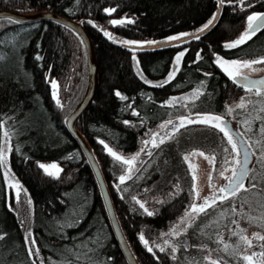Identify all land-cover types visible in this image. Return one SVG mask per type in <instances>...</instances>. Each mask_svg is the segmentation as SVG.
I'll use <instances>...</instances> for the list:
<instances>
[{"label":"trees","instance_id":"16d2710c","mask_svg":"<svg viewBox=\"0 0 264 264\" xmlns=\"http://www.w3.org/2000/svg\"><path fill=\"white\" fill-rule=\"evenodd\" d=\"M248 3L252 7H247ZM216 7L215 0H0V9L23 14L54 12L81 22L88 32L98 63V87L75 127L87 139L98 161L122 233L138 264H176L169 246L161 252L156 245L163 232L190 210L195 199L193 177L182 154L192 148L212 154L216 157L212 173L218 177L224 159L231 155L223 149L230 152L231 146L216 128L189 124L154 148V153L168 151L160 164L145 168L149 163L145 159L147 162L144 160L131 179H126L117 190L113 185L119 183L118 177L126 173L127 166L114 162L100 140L118 155L127 157L141 148L161 121L185 114L186 108L192 113L222 115L226 105L245 97L246 108H235L233 114L237 129L249 137L255 153L244 185L253 189L256 199L260 197L254 206L258 209L264 205V161L259 159L264 149V111L260 110L264 95H256L255 90L246 92L234 84L214 62L213 55L230 60L264 58V29L236 49L223 47L243 32L248 15L264 11V0H245L244 11L238 5L226 3L215 27L198 40L145 51L121 46L125 40L144 42L196 31L207 23ZM105 8L117 11L108 14ZM122 18L133 22L109 23ZM105 31L112 39L104 35ZM185 49L180 64H175L176 55ZM0 57V122L6 120L4 128L14 133L7 139L8 148L12 149L7 152V163L30 199L31 233L36 240L33 255L29 256L31 245L25 243L22 224L27 205L24 200L21 206L15 202L4 165L0 166V264H49V258L59 262L66 257L73 264H88L90 256L102 264H127L112 233L93 171L64 125L66 115L85 88L83 43L72 29L52 19L10 23L1 18ZM173 68L179 69L174 79L162 87L155 86L165 81ZM204 73L211 75L206 77ZM52 80L57 82L61 106L53 99ZM201 81L205 82L203 88ZM198 88L203 95L190 99L186 107H181V102L161 107L169 98ZM117 91L127 99L118 97ZM133 109L138 116L133 115ZM2 132L0 129V143L4 139ZM195 134L199 135L196 139ZM43 161L57 162L63 170L59 178L46 175L38 167ZM133 196L154 215L148 216ZM67 223L74 226L61 227ZM140 234L149 242L147 247H152V252L138 238ZM37 248L39 256L35 255ZM89 249H96L95 255Z\"/></svg>","mask_w":264,"mask_h":264},{"label":"rangeland","instance_id":"374dc122","mask_svg":"<svg viewBox=\"0 0 264 264\" xmlns=\"http://www.w3.org/2000/svg\"><path fill=\"white\" fill-rule=\"evenodd\" d=\"M245 29L246 27L244 28L243 32L245 31ZM240 71L243 75L247 76L260 75L264 72V63H257L252 65V67L250 68H242ZM194 95V90H190L187 93L179 94V96L175 97H183L184 99H182L180 102L187 106L190 99L194 98ZM240 101L241 99L236 102L230 103L228 107L235 110V108H237L236 105L239 104ZM244 103L245 105H247L248 100H245ZM185 112V114H180L178 116L161 121L157 129L152 133H159L160 137H163L164 139L168 138L170 134L175 131V129H173L172 125H168L166 128L162 129L160 125L164 124L168 120H172L174 124L179 125L180 118L182 116H189L190 113L192 115H195V113L189 112L188 108H186ZM234 113L235 111H233L231 114H227L226 111L222 115L224 116V119H228L231 122V125L236 130L238 126L237 121L233 118ZM211 114L220 115L214 112H212ZM238 131L242 134L241 137L245 142H247L249 148L251 149L252 147L250 146V142L248 141L249 137L246 136L245 133L241 132V130ZM152 133L149 135V138L145 139L149 141V144L145 151L141 152V148L144 147V145L142 144L141 148H139L138 151L125 157L131 158L136 153H140L139 159L135 164L136 169H139L141 161L143 162L145 159L149 160V163L145 168H149L150 166L157 163L160 164L161 160L165 158V153L168 152L166 149H163L159 153H154V147L151 144ZM198 137L199 135L195 134L194 138L196 139ZM1 142L4 143V139H2ZM157 142H159V138L157 139ZM6 147H8V144H6ZM148 152H151L152 155H148ZM201 152L203 153V155H199V153ZM254 155L255 153H253V157ZM182 156L184 158L186 166H188L190 170L191 176H195V181H193V183H195L196 185V193H198V195L194 194V198L197 204L202 203L205 197L209 198V203H211L214 196L227 197V199L220 201V203L219 201H217L220 199H216V206L214 208L207 209L206 213H202L200 217H190L186 219L183 224H181L180 219L178 223L174 224L168 230L163 232V234L170 233L174 226L180 225L176 229V231H178L180 235H162L160 240L158 241V245L162 247L169 246L171 249L173 246L177 247V251L173 253V256H175L176 264H211V261H218L220 262V264H247V262L244 261L242 257L244 255H251L252 252L259 253L260 251H262L260 245L264 244V240H259L254 235L259 234L260 236H264V221L263 223H255L253 221L257 218H263L264 220V205L262 204V207L260 206L258 207V209L254 206V203L256 201H260V197L256 199L252 192L253 189H250V186L247 185H244V189H241L238 193H236L235 196L230 195L228 192H220V188L224 187L223 185L228 183L227 178L231 176L232 167H236L237 165L232 163L224 164L223 169L217 174L218 177H216L215 173H212L214 165L213 163H210V160H212L213 158L212 154L201 151L198 148H192V150L183 153ZM7 157L6 163L3 167L7 184L10 185L13 189L15 202H18L19 206H21L20 204H22L24 200L27 205L26 210L24 211V213H22V224L25 234L26 231L31 232L32 230V227L30 226V199L28 197V194H26L25 190L22 188V185L19 184L18 180L10 170L7 163ZM185 157H187V159H185ZM234 159H239V157H236L235 153H231L228 160L232 161ZM259 159L263 162L264 155L261 154L259 156ZM40 163L50 164L53 163V161H43ZM225 168H227L228 170L224 171ZM221 172H223V175H221ZM126 174L127 171L123 175ZM209 176H211V179H209ZM221 213H224L223 217L221 216ZM233 220H235L236 223H233ZM214 221L215 223H213ZM194 222L195 227L191 228V226L189 225H192ZM209 224H211V227H205ZM185 229L187 230L185 231ZM241 236L247 237V239L251 241V247H249L247 243L240 239ZM220 240H222L223 242L220 243ZM165 241H168L167 245H165ZM225 245H228L226 251L224 250ZM254 259L258 260L259 258L257 257Z\"/></svg>","mask_w":264,"mask_h":264},{"label":"snow or ice","instance_id":"6c2138e0","mask_svg":"<svg viewBox=\"0 0 264 264\" xmlns=\"http://www.w3.org/2000/svg\"><path fill=\"white\" fill-rule=\"evenodd\" d=\"M228 5H238L241 11L245 10V0H217V6L218 8H223L225 6V4ZM247 7H252L251 3L247 4ZM105 13L108 14H112L114 12L117 11L116 8H105L104 9ZM218 18V14L214 13L212 18H210L207 23H205L200 29H198L196 31V33L194 34H189V33H180L179 36H169L167 37L168 41H175V40H179L181 37H190L192 39H200V34L205 32L207 29H209L217 20ZM7 20L10 23H16L18 22L15 18L13 17H7ZM133 21L130 19H126V18H122L119 20H110L109 23L112 25H121V24H125V23H132ZM88 23H92V21H88ZM246 29L244 32H242L240 34V36L235 39L234 41H230V42H226L223 44V47L225 49H236L238 48V46L243 45L246 43V41L250 40L253 36L256 35L257 32H259L261 29H264V12H252L250 15H248L246 17ZM74 31V29H73ZM104 35L106 37H108L109 39H112V36L109 32L105 31ZM121 43L124 46H132V45H156L159 44L158 41L155 40H150V41H144V42H138V41H121ZM187 49H185L184 51L179 52L176 57H175V64L179 65L182 58L184 57L185 53H186ZM213 55L216 57L215 58V63L222 69V71L225 73V75H227V77L232 80L234 82V84H236L239 87H242L246 90V92L251 93L253 90H255L256 95L258 96H262L264 95V88H262L261 86L264 85V79L262 80H250L247 76H244L241 73V69L242 68H250L252 67V65L257 64V63H264V58H262L261 60H238V59H225L223 57L218 56L217 54L213 53ZM0 59H2V57H0ZM37 59H39V57H37ZM133 59H135V57H133ZM201 59V54L198 52L197 53V60ZM178 68H173L172 71L169 73L168 78L163 81L161 84L159 85H155V86H160L162 87L163 84L168 83L169 81L173 80L176 72L178 71ZM204 75L210 76L211 73H204ZM145 83H150L149 81L145 80ZM205 85L204 81L200 82V87L203 88ZM51 87L53 89L52 92V96L53 99L56 101L58 106L60 105V101L58 99L57 96V82L55 80L51 81ZM194 99H198L201 95H203V93L200 91V89H196L194 90ZM118 97H120L121 99H127V97H124L121 95V93L119 91H117L115 93ZM182 99H184L183 97H172L169 98L168 101H165L162 103L161 107H168V106H176L177 103H179ZM245 97H241V101L239 104L236 105L237 108H244L246 107L245 103ZM130 107V106H129ZM181 107H186V105L181 104ZM193 107H195V105L193 104ZM261 111H264V106L261 107L260 109ZM226 111L227 114H231L234 109L230 108L226 105ZM133 115H139V113H137L135 111V109H133ZM257 119H259V117H257ZM125 124H129V121H124ZM141 123H143V120L141 121ZM202 124V125H206L209 127H214L216 128L219 132L223 133L224 138H226L227 140V144H229L231 146V151L229 152L228 148H224L223 151L226 154H231V153H235L236 157H241L242 159H234L232 161H229L227 159V157L224 159L223 163L224 164H235V165H239V167H232L231 169V176L228 177V183L220 188V192H228L230 195L235 196L236 193H238L241 189H244V181L245 179L249 176V171L250 169L248 168V164H249V160H250V151H249V146L247 144V142L242 141L241 139H237L238 137H241V133L237 130V131H233L230 127V123L229 121H227L226 119H224L223 115H214L211 113H204L201 114L199 112L195 113V115H192L191 113L189 114V116H182L180 118V123L179 125H176L173 123L172 120H168L166 121L164 124L160 125V127L166 128L168 125H172L173 129H175L176 131H179L180 128H184L189 124ZM6 124V120L3 122H0V129H3L2 132V136L4 137V143H0V166H3L6 163V157H7V152L12 151L11 148L6 147L7 144V139L10 138L12 135H14V133L10 130V129H6L4 128V125ZM262 131H264V129H262ZM147 135V133H146ZM159 138V142H157V139ZM169 139H171V136L168 137ZM100 144H102L106 150V152L112 156L114 158V162H119L124 166H128L127 167V174L126 175H120L118 177V184H114L113 186L117 189L120 190V185L123 184L125 182L126 179H131V177L135 174L136 171H138V169L135 168V164L139 159V155L140 153H136L133 157L131 158H125L122 155H118L116 152L113 151V149L111 147H109L107 144H105V142L103 140L98 141ZM165 143V139L163 137H160L159 133H152V141L151 144L154 148H158L161 144ZM243 143V148L240 147V145ZM149 144L148 140H144L143 141V145L144 147L141 148V152L145 151V149L147 148ZM17 151H19V147L17 146L16 148ZM195 154V153H194ZM261 154L264 155V149H261ZM148 155H152L151 152H148ZM199 155H203V153H199ZM69 159H71L72 157L69 156ZM185 159H187V157H185ZM216 161V157H213L212 160H210V163H215ZM141 163H143L141 161ZM38 167L43 169V171L45 172L46 175L53 177V178H59L60 173L63 171L59 165L56 162L50 163V164H43V163H38ZM228 169L225 168L224 171H227ZM221 175H223V172H221ZM209 179H211V176H209ZM253 180H256V177H252ZM264 179V178H262ZM193 181H195V176H193ZM252 187L255 188L256 187V183L252 184ZM124 191H127V189H124ZM180 188L179 185H177V195L179 194ZM192 194H196L198 195V193H196V185L195 183H193L192 186ZM133 200L136 201L137 204H139L140 208H142L144 210V212L148 215V216H152L154 215L153 212L149 211L146 207L145 204L142 203L141 201L137 200L135 196L132 197ZM216 199H220L221 201L226 200L227 197H215L212 199L211 203H209V198L205 197L203 202L200 204H197L195 202V199L193 200V202L190 205V210L186 211L185 216L183 218H181V224H183L185 222L186 219L193 217V216H199V214L201 213H206V210L208 208H214L216 206ZM160 203H164V201H159ZM224 213H221V216L223 217ZM78 222V221H77ZM215 223V221L213 222ZM233 223H236L235 220H233ZM74 224L73 223H67L64 225H61V227H73ZM180 225H176L173 227L172 231L170 233L167 234H162V235H177L179 236L180 233L178 231H176V229L179 227ZM191 226V225H189ZM205 227H211V224L206 225ZM187 229H185L186 231ZM235 234V233H233ZM256 236L257 239L259 240H264V236H260L259 234H254ZM3 237H0V239H2ZM147 247L148 246V241L145 239L143 234H140L138 237ZM240 239L242 241H244L245 243L248 244L249 247H251V241L247 239V237H243L241 236ZM220 243H222L223 241L220 240ZM25 243L26 245H31L28 248V254L29 256L33 255V247L36 244V240L33 237L32 233L30 231H26L25 233ZM168 244V241H165V245ZM77 247H81L80 245H78ZM156 247L159 248V251L164 252L166 249L165 247H162L160 245H156ZM262 251H260L259 253L257 252H252L251 255H244L242 257V259L244 261L247 262V264H264V244L260 245ZM228 248V245L224 246V250L226 251ZM147 250L149 252L153 251L152 247H147ZM69 252H71V249L68 250ZM90 253H92L93 255H95L96 253V249H89L88 250ZM177 251V247L173 246L172 247V252L175 253ZM35 255L39 256L40 252L39 249H35ZM259 258L258 260L254 259V258ZM76 259H79V256H76ZM111 259V258H108ZM173 259H175V256H173ZM207 260V258H206ZM49 264H73V261L69 258H65L59 262L57 261H53L51 260V258H49ZM88 264H102V262L100 261H93L91 256L88 259ZM211 264H220V262L218 261H211Z\"/></svg>","mask_w":264,"mask_h":264},{"label":"water","instance_id":"95a60500","mask_svg":"<svg viewBox=\"0 0 264 264\" xmlns=\"http://www.w3.org/2000/svg\"><path fill=\"white\" fill-rule=\"evenodd\" d=\"M215 1L217 5V0ZM222 9L223 8H218V6L216 7L213 14L214 13L218 14L217 20L209 29L201 33L200 36L207 34L208 31H210L211 29L215 27V25L218 23V20L221 17ZM261 12H264V11H261ZM7 17H13L20 23H26V21H33L37 19H47V20L52 19L56 22H61L62 24L66 25L68 28L72 29V31L74 29L73 32H75L78 35L79 39L83 43L84 53H85V64H86L85 88L83 90V94L81 95L82 97L80 98V100L73 106V109L66 115L65 120H64V125H65V128L68 130L69 134L71 135V137L77 141L80 149H82L85 159L88 160L90 168L93 171L95 180L98 183L99 191L101 192L102 201L104 202L105 211L107 212L108 221L111 225L112 233H114L115 240H116V243L119 245L121 254L124 255V258L127 264H138L134 254H132L130 250L129 244L126 242L124 233H122L120 224L117 220L116 212L114 211L113 202L111 201L109 191H107L106 183H105V180L103 179L102 171L99 168L98 161L97 159L95 160L93 151L90 148L87 139H84L82 134L75 127L78 117H80L84 113V111L88 108V106L93 101L94 94L98 87L97 85L98 83V74H97L98 63H96V55L94 53L93 43L90 40V36L88 32H86L81 22L75 21L74 19L70 17L68 18L63 15L56 14L50 11H47V12L37 11L35 13L23 14V13H19L17 11L14 12L8 9H0V19L1 18L5 19ZM196 31L187 32V33L194 34L196 33ZM176 36H179V34H177ZM188 40H192V38L181 37L179 40L168 41L166 37V38L155 39V41L159 42V44H156V45H146L145 44L143 46H140V45L124 46L121 43V46L122 47L124 46L125 48L129 50H133V51L134 50L145 51V50H155V49H160V48H166L169 46H177V44L185 43ZM144 41H150V40H144ZM244 76H247V75H244ZM247 77L250 80H262L264 79V72L263 74H260V75H253V76H247ZM261 87L264 88V85H262ZM226 120L229 121L228 119ZM229 123H230L231 129L233 131H236L235 128L231 125L230 121ZM237 139H241L242 141H244L242 137H238ZM240 147L243 148V143L240 145ZM249 151H250V160H249L248 168L250 169V164H251L250 162L253 159V153L250 148H249ZM239 159H242V156L239 157ZM236 167H239V165H237Z\"/></svg>","mask_w":264,"mask_h":264},{"label":"flooded vegetation","instance_id":"af4514ba","mask_svg":"<svg viewBox=\"0 0 264 264\" xmlns=\"http://www.w3.org/2000/svg\"><path fill=\"white\" fill-rule=\"evenodd\" d=\"M252 161H253V159H252ZM252 161L250 162L251 164H250V167H251V165H252Z\"/></svg>","mask_w":264,"mask_h":264}]
</instances>
